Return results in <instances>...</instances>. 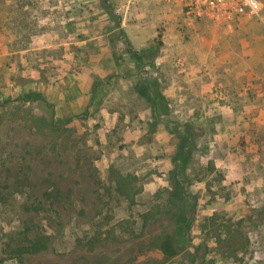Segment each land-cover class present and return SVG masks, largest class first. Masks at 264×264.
<instances>
[{
  "label": "rangeland",
  "instance_id": "1",
  "mask_svg": "<svg viewBox=\"0 0 264 264\" xmlns=\"http://www.w3.org/2000/svg\"><path fill=\"white\" fill-rule=\"evenodd\" d=\"M260 2L0 0V264H264Z\"/></svg>",
  "mask_w": 264,
  "mask_h": 264
},
{
  "label": "built area",
  "instance_id": "2",
  "mask_svg": "<svg viewBox=\"0 0 264 264\" xmlns=\"http://www.w3.org/2000/svg\"><path fill=\"white\" fill-rule=\"evenodd\" d=\"M189 17L202 18L215 26H230L242 18H260V0H179ZM253 4L256 5L253 8Z\"/></svg>",
  "mask_w": 264,
  "mask_h": 264
},
{
  "label": "trees",
  "instance_id": "3",
  "mask_svg": "<svg viewBox=\"0 0 264 264\" xmlns=\"http://www.w3.org/2000/svg\"><path fill=\"white\" fill-rule=\"evenodd\" d=\"M155 41H156L157 45H159L160 42H161V41L156 40V39H155ZM125 43H126V46H127V48H128V49H127V52H128L130 55H132V56H134L135 58H137V59L140 60L141 57H140V55L138 56L137 52H139V51H141V50H140V49H134V48L131 46V44H130L129 41H126ZM157 48H158V47L150 46V48L147 49V50H148V53L150 54L151 57L157 55V53H158V49H157ZM135 54H136L137 57L135 56ZM142 90H143V91H142ZM145 90H146V87H145L144 85L140 86V92H141V94L147 96V94L145 93ZM92 91H93V93H94L96 90H95V89H92ZM153 98H154V99H158V100L162 99V97L157 93V90L154 91V97H153ZM181 149H182V145H181L180 150H181ZM182 152H183V151L178 152L177 157L180 158V160H182V164H183V163H185V157H186V155H184ZM175 219L177 220V223H176V224L179 225V224H181V223L185 220V217H183V216L180 214V215H177ZM175 229H176V231L180 232V229H181V228H180L179 226H177ZM170 240H171V239H170L169 237H166V238L162 241V243H161V248H162V250H163L164 252L167 251L168 249L170 250V252H173V251H171L172 248H171V241H170ZM45 244H46L45 237L39 236V237L35 238L34 240H32L28 245L22 247V249L19 250V251H20V253H22V252H23V253H24V252H36V251L40 250V248H43V247L45 246Z\"/></svg>",
  "mask_w": 264,
  "mask_h": 264
},
{
  "label": "crops",
  "instance_id": "4",
  "mask_svg": "<svg viewBox=\"0 0 264 264\" xmlns=\"http://www.w3.org/2000/svg\"><path fill=\"white\" fill-rule=\"evenodd\" d=\"M227 27H229V26H227ZM229 28H230V27H229ZM223 31H226V28H223ZM129 38L132 39V41H133L136 45H138V46L142 45L143 42H144V41L142 40V38L139 37V36H134V38H132V37H131V34H129Z\"/></svg>",
  "mask_w": 264,
  "mask_h": 264
},
{
  "label": "clouds",
  "instance_id": "5",
  "mask_svg": "<svg viewBox=\"0 0 264 264\" xmlns=\"http://www.w3.org/2000/svg\"><path fill=\"white\" fill-rule=\"evenodd\" d=\"M246 2H249V3H251V0H246ZM256 7V5L255 4H253V8H255Z\"/></svg>",
  "mask_w": 264,
  "mask_h": 264
}]
</instances>
